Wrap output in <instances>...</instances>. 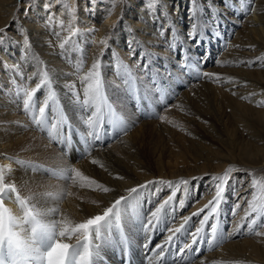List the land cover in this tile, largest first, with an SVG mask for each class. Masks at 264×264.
Listing matches in <instances>:
<instances>
[{"label": "bare ground", "instance_id": "obj_1", "mask_svg": "<svg viewBox=\"0 0 264 264\" xmlns=\"http://www.w3.org/2000/svg\"><path fill=\"white\" fill-rule=\"evenodd\" d=\"M56 1L50 0V3ZM91 1L84 0L82 6L78 2V9L85 17L90 15L95 20L103 10L96 6L95 1ZM39 2L42 1L37 0L33 10L43 7ZM19 5L20 0H0V28L5 25L15 29L8 32L7 39L1 44L0 56L10 60L18 45H23L27 58L24 63L20 61L27 65L24 72L32 79L30 89L44 79L48 81L36 92L37 108L48 105L50 113L56 110L60 112L59 115L63 113L65 120H70L67 126L73 125L81 134L86 132L90 127L87 120L94 108L88 106L85 110L83 105L84 88L88 83L83 78L95 60L100 59L104 90L101 104L109 103L133 125V129L104 148H90L89 156L85 159L69 161L56 145L50 144L47 138L29 126L21 109L17 111L11 104L0 101V169L3 170L5 184L14 185V191L5 193V206L20 219L22 212L28 208L34 212L57 208L59 211L45 217V221L65 218L72 225L101 214L119 195H127V189L131 187L161 179L178 184L181 179H186L189 184L179 185L178 189H169L167 185H148L136 199H129L121 206L123 220L130 221V216H138L142 222L167 199L170 192L176 191L172 204L166 205L161 213L163 222L158 228L161 229L162 225L167 228L173 223L178 227L183 216L191 215L213 200L215 192L210 187L213 181L208 177L222 176L232 168L231 177L241 178L237 182L239 187L237 185L238 189L235 190V185L229 186L218 213L209 216L204 225L203 240L198 243L206 249L205 254L192 264H200L201 260L204 264H213L214 261L217 264H264V235H255L256 232H264V225L252 224L260 216L264 219L263 202L254 207L255 212L252 211L253 201L264 198V0H111L106 7L102 6L108 13L106 17L109 22H100L98 26L101 40L111 36L109 45L105 48L97 44L90 48L83 68V59H78L80 56L72 54L76 57V61H73L69 52L71 47H67L69 51L56 55L48 45L47 38L57 40L59 34L46 22L48 14L42 16L40 22L44 23L40 26L30 21L27 15L22 19V24L13 26L10 20L17 18ZM193 22L197 38L201 40L199 47L188 36ZM25 37L29 39L27 45L24 44ZM129 41L132 53L137 54L134 59L140 62L139 72L134 71L135 65L126 56L124 46ZM56 42L62 44L59 39ZM173 43L176 44L175 48L172 47ZM127 46V50H130ZM72 50H75L74 47ZM141 52L144 53L143 58ZM181 52L183 59L179 57ZM202 58L213 62L204 70L217 74L219 80L203 77L180 90V84L187 81L181 71L183 61L189 59L191 65L200 67ZM66 64L76 67L80 74H76L77 80L67 70ZM165 68L171 72L165 74ZM130 70L132 74H129ZM149 71L179 94L171 107L164 110L167 119L162 122L144 120L137 124L125 90L129 85L138 84L141 92L150 96L151 80H144ZM145 72L147 75L143 76ZM113 108L107 110L115 111ZM172 127L183 129L184 134H170L165 139L167 135L164 137L163 133ZM159 144L171 150H160L164 148L158 149ZM174 148L187 149L185 154L176 152L183 158L184 169L177 168L180 161L167 165L161 160L175 154ZM148 156L155 158L156 163H151L153 161ZM92 160L99 163L93 164ZM69 168L81 170L85 176L111 191L105 193L96 185L81 187V184L88 185L89 181L80 178L73 183L67 172ZM118 176L123 179H118ZM69 191L71 195L67 194ZM199 197L200 202L197 201ZM22 199L28 208L21 205ZM181 200L185 206L179 209L177 205ZM232 202L234 206L239 204V208L231 210ZM190 203L195 205L188 207ZM208 212L209 209H205L200 216L192 217L186 226L187 231L198 227L201 218ZM229 216L233 218L227 222ZM224 217L227 218L223 220ZM116 221L115 218L112 220L107 231L111 238L117 235ZM237 225H242L238 232ZM213 227H216L218 237L229 233L231 236L219 246L209 249L208 243H216L212 239ZM93 237L96 239L95 234ZM75 240L76 236H73L61 242L72 244ZM100 240L103 244L101 257H108L109 247L115 245L117 240H109L105 234ZM93 245L95 249L96 240H93ZM95 263L101 264L100 259Z\"/></svg>", "mask_w": 264, "mask_h": 264}, {"label": "snow or ice", "instance_id": "obj_2", "mask_svg": "<svg viewBox=\"0 0 264 264\" xmlns=\"http://www.w3.org/2000/svg\"><path fill=\"white\" fill-rule=\"evenodd\" d=\"M51 7L52 4L49 3H45L44 5L45 10H48ZM189 11L191 13L192 9L190 8ZM55 15V13L49 12V18H52ZM190 19H192L191 16ZM6 31V28H0V43L4 41L5 37L3 34L6 33ZM161 35H163V32H161ZM216 35L218 36L219 33H216ZM188 36L189 39H194L196 41L195 46L199 47L201 40L197 38V34L194 30V22L192 29L188 32ZM128 43L131 49V42L129 41ZM24 44H29V39L27 37L24 38ZM99 44L104 45L106 48L109 45V40L107 38L102 39L99 41ZM60 46L61 48L64 47L63 44ZM172 47L175 48L176 44L173 43ZM181 51H183V49H181ZM101 54H103V49L101 50ZM143 56L144 53L141 52V58H143ZM200 62H204L203 58ZM0 63L4 62L0 61ZM101 67V60L96 59L87 76L83 78L85 81H88L87 86L84 88L83 105L85 106V110H87L88 106L94 108V111L91 112V115L87 120L88 125H93L94 123L102 125L104 121L100 108V104L104 100ZM145 68H147V64H145ZM45 76H47V73H45ZM202 76L207 77L210 80H219V76L213 73L204 72L202 73ZM45 83H48L46 79L42 80L40 84H37L35 88L25 91V98L23 99L22 105L25 112L29 110L35 92L40 90L42 84ZM78 99L79 97L77 96V100ZM45 107L39 108L41 116L45 113ZM159 118L161 120L167 119L165 116H160ZM37 123H39V121H37ZM108 123L110 127L117 132H126L128 130L124 121L119 117H115L114 114H109ZM92 135V132L88 133V136ZM96 138L99 139V136L97 135ZM91 162L93 164L99 163L97 160H92ZM100 166L103 167L102 164ZM67 172L69 173V179H71L73 183H76V178L89 181L88 185L81 184V187H91L92 185H96L98 189H101L105 193L111 191L108 187L85 176L81 170L77 168H69ZM232 172L233 169L229 168L222 176L208 177L213 181L212 185H210V187L214 188L215 192L213 200L210 201L209 204L204 205L203 208L193 212L191 215L183 216L181 218L182 222L178 227L175 226L174 223L167 227L165 229L167 235L164 242L158 244L155 249H152L149 255L163 257L165 253L168 252L169 245L174 244L175 241L179 239L178 234H186L189 238L188 242L181 245L178 254L183 255L186 250L192 252L194 246H198L199 241L203 240V229L209 216L218 213L221 203L225 198L224 194L226 192V185L231 178ZM117 178L123 179V177L119 176ZM193 179L196 178L194 177ZM4 181V173L3 170L0 169V264H94V262L98 261L101 257L102 245L97 244L94 249L93 235L95 234L96 239L99 240L102 235L109 230L112 220L114 218L116 220L120 219L122 204H126L129 199H136L141 190L147 188L148 185H167L169 189H178L179 185L189 184V181L186 179H181L178 184H173L171 181L162 179L148 181L145 184H140L136 187L127 189V195H119L118 198L114 199V202H112L110 206L102 210L101 214L94 215L83 222L70 225L65 218L45 221V217L55 215L59 211L57 208H51L39 212H34L31 208H28L24 212L23 219L18 218L13 214L11 209L5 206L4 200L6 191H14V185H7ZM156 191H159V189ZM67 194L71 195L72 193L69 191ZM134 194H136V196H134ZM176 194V191L170 192L167 199H165L163 203H160L159 206L156 207L154 211H151L150 215L145 217L140 223V229L144 233L147 241L143 247H148V242L151 240V233L159 230L158 225L163 222L161 213L166 205L172 204ZM153 195H155V192ZM20 203L23 206L26 202L21 201ZM184 206V201L181 200L177 205V208L182 209ZM234 207L239 208V204H236ZM205 209H209V212L201 218L199 226L193 231H187L186 226L189 225L192 217L200 216L202 212H205ZM252 211L255 212L256 209L253 207ZM255 223L256 221L253 220L252 224ZM29 224L30 227H25V225ZM241 226L242 225H237V232ZM211 231L212 239L216 243L215 245L213 243H208L209 249L214 246H219L223 240H226L231 236V233H229L223 237H218L216 227H213ZM255 235L261 236L264 235V232H256ZM73 236H76L75 244L61 242L62 239H71ZM128 256H130V251L124 249L121 258L127 259ZM128 264H131L130 260H128ZM148 264H153V261L148 260ZM161 264H166V261L162 260ZM200 264H204L203 260L200 261ZM213 264H217V262L214 261Z\"/></svg>", "mask_w": 264, "mask_h": 264}, {"label": "rangeland", "instance_id": "obj_3", "mask_svg": "<svg viewBox=\"0 0 264 264\" xmlns=\"http://www.w3.org/2000/svg\"><path fill=\"white\" fill-rule=\"evenodd\" d=\"M39 1H42V2H39V3H41V7L42 8H37V9H35V10H33L34 8H33V5L37 2V0H20V4L21 5H19L18 6V11H17V13H16V15H17V18H14V19H12V20H10V22H11V24L13 25V26H19L20 24H22V19H24V18H26V15H27V18H30V21H32L34 24H36V25H38V26H40V25H42L44 22H40L41 21V19H42V16L43 15H45V14H48V19H46V22H48L50 25H52V28H56L57 29V33H59L58 34V36L56 37L57 38V40L59 39L60 40V42H62V44L64 45V44H66V45H68V46H66L65 47V45H64V47L63 48H61V43H59V42H56L57 40L55 39V38H47L48 39V45L53 49V51H54V54H56V55H59V53H62L61 51H65L66 52V50H67V47L68 48H70L71 47V49H70V51L69 50H67V51H69L70 52V54H71V56H72V54H77L78 56H80L78 59L79 60H81L82 61V59H83V62H81V67L83 68V67H85V65H86V55L88 56L89 54V52L88 51H90V48H92L93 46H95V45H97V44H99V41L101 40V35H99V31H100V28L98 27L99 26V24H100V22H105V21H108L109 22V18L107 19V14H106V12L104 11V9H103V7L102 6H104L105 5V7L107 6V3H110V1L111 0H93V1H95V4H96V6L97 7H101L102 8V13L98 16V18H96L95 20H93L91 17H90V15H88L89 16V18H88V16H84L83 14H81L82 12L81 11H79V9H78V2H79V5L80 6H82V4H83V1L84 0H79L78 2H74V0H58V1H56V3H57V5H56V3H54V4H52L53 5V7L52 8H50V9H48V10H46L45 11V8H44V5H45V3H49V4H51L50 3V0H39ZM87 1V0H86ZM93 1H91V2H93ZM103 1V2H102ZM101 2V3H100ZM58 6V7H57ZM73 6H74V8H73ZM76 6V7H75ZM115 6V5H114ZM60 8V9H59ZM92 8V7H91ZM33 10V11H32ZM40 10V11H39ZM42 10V11H41ZM35 11H39V12H35ZM48 11V12H47ZM80 13H79V12ZM34 12V13H33ZM49 12H52V13H55L56 15L54 16V17H52V18H49ZM89 12V11H88ZM88 12H87V14H88ZM32 13V14H31ZM61 14V15H60ZM66 14V15H65ZM24 15V16H23ZM35 15H37V16H35ZM103 15V16H102ZM60 16V17H59ZM63 16V17H62ZM101 16V17H100ZM111 16V15H110ZM34 17V18H33ZM36 17V18H35ZM69 17V18H68ZM40 18V19H39ZM84 18V19H83ZM91 18V19H90ZM101 18V19H100ZM104 19V20H103ZM57 20V21H56ZM35 21V22H34ZM80 21V22H79ZM89 21H90V23H89ZM57 22V23H56ZM86 22V23H85ZM92 22H94V23H92ZM59 23V24H58ZM112 24V23H111ZM69 25V26H68ZM96 27H95V26ZM1 28H6L7 29V31H6V33H4L3 35H4V37H5V39H4V41L7 39V36H8V32L9 31H15V29L13 28V27H5V25L3 26V27H1ZM59 28H61L60 29V31H59ZM70 29V30H69ZM66 30H68V31H66ZM99 30V31H98ZM69 33V35H68V33ZM62 33V34H61ZM90 33V35H88ZM96 33H98V34H96ZM63 35V36H62ZM63 38H62V37ZM66 36V37H65ZM86 37V38H85ZM98 37V38H97ZM107 39H110L111 38V36H105ZM104 37V38H105ZM65 38V39H64ZM68 38V39H67ZM70 40V41H69ZM75 40V41H74ZM3 41V42H4ZM2 42V43H3ZM2 43H0V47H1V44ZM125 43V42H124ZM73 44V45H72ZM18 45V44H17ZM74 47V49L75 50H72V46ZM76 45V46H75ZM126 45V44H125ZM127 45H129V44H127ZM124 46L125 48V52H126V56H127V58H128V60L130 61V63H133L134 65H135V69H137V66H138V64H139V61L136 59H134L135 58V56H137V54H134V53H132V49H130V50H127V48H128V46ZM78 47V48H77ZM19 49V50H18ZM18 49H16L13 53H12V55H11V58H10V60H7V59H5V58H2L1 56H0V61H2V62H4V63H0V68L2 69V70H0V83L2 84V83H4L3 85H1L0 84V101L2 102V103H6V104H11V106H13L14 108L13 109H17V111L18 110H22V112H21V114H23L27 119H30V120H32L33 122L35 121V119L33 118V116H31L30 118H28L25 114L27 113V112H24V110H23V107H22V105H23V99L25 98V96H24V93H25V91L26 90H29L30 89V87L32 88V86H33V84H31L32 83V79L31 78H29V77H27V76H25L26 74H25V72L24 71H26L25 70V67L27 68V65H26V63L25 64H23L24 63V60L27 58V53L25 52V49L23 48V45L22 44H19L18 45ZM55 49V50H54ZM77 49H78V51H77ZM80 50V51H79ZM19 51V52H18ZM23 52V53H22ZM79 54H78V53ZM81 52V53H80ZM83 52H84V54H83ZM129 53H130V55H129ZM16 54V55H15ZM81 54V55H80ZM18 55V56H17ZM82 56H83V58H82ZM130 56V57H129ZM13 57V58H12ZM19 58H21V59H19ZM72 58L74 59H72L74 62L76 61V57H73L72 56ZM15 59H17V60H15ZM19 59V60H18ZM23 62V63H21V61ZM133 60V61H132ZM18 61V62H17ZM20 61V62H19ZM6 62H8V63H6ZM122 65H124L123 63H121ZM5 65V66H4ZM19 65V66H18ZM67 65V67H68V71L71 73V74H73L74 76H75V79L77 80V77L80 75L79 74V72H78V70L76 69V67L74 66V65H72V66H74V68L70 65V64H66ZM70 65V66H69ZM137 65V66H136ZM4 66V67H3ZM9 66V67H8ZM25 66V67H24ZM121 66V65H120ZM22 67V68H21ZM70 67H72V68H70ZM5 68V69H4ZM8 68V69H7ZM14 68H16V69H14ZM44 68H45V66H44ZM70 68V69H69ZM11 69H13V70H11ZM24 69V70H23ZM74 69H76V71H74ZM140 69V68H139ZM12 71H14V72H12ZM19 71V72H18ZM8 72V73H7ZM11 72V73H10ZM74 72V73H73ZM7 73V74H6ZM14 73H16L15 75H14ZM5 74V75H4ZM17 74H19V75H17ZM47 74H48V72H47ZM78 76H77V75ZM4 75V76H3ZM13 75V76H12ZM5 77V78H4ZM9 77V78H8ZM129 77L131 78V76L129 75ZM9 80H8V79ZM18 78H20V79H18ZM21 78H23V79H21ZM72 78V77H71ZM4 79H5V81H4ZM27 79V80H26ZM26 80V81H25ZM21 82V83H20ZM26 84H25V83ZM74 83V80H73V78H72V81H71V84H73ZM21 84V85H20ZM138 85V84H137ZM22 87V88H21ZM76 87V86H75ZM76 88H79L78 86L76 87ZM3 95H2V94ZM18 93V94H17ZM1 95H2V97H1ZM37 95V93L35 92V94H34V98H33V101H32V103L30 104V108H29V110L28 111H30L31 112V115H34L35 117L38 115V113H39V110H38V108H37V105H38V102H37V99H36V96ZM7 98V99H6ZM4 101V102H3ZM9 102V103H8ZM34 102H35V104H34ZM45 107V106H44ZM246 113H248L247 111H246ZM50 111H49V106L48 105H46V107H45V113H44V115H43V117H47V116H50ZM165 115V114H164ZM165 117H166V115H165ZM157 122H162L163 120H161V119H157L156 120ZM180 127V126H179ZM179 127H172V128H169L168 129V132L166 131L165 133H163V135H164V137H165V135H167L166 137H165V139H168L169 138V136H170V134H172V136L175 134V133H180V134H184V131H183V129H180ZM171 129H173V131L171 132ZM179 131H178V130ZM36 131V130H35ZM170 131V132H169ZM38 132V131H37ZM168 141V140H167ZM173 143V142H172ZM165 146H167V145H165ZM159 148H164L163 147V145L161 146L160 144H159V146H158V149ZM178 148H180V147H178ZM160 150H165V151H170L171 150V148L170 147H166V148H164V149H160ZM175 152H173V153H175V154H172V156L171 157H167V156H165L163 159H161L163 162H165L167 165L168 164H177V161L179 162L180 161V164H178V166H177V168H181V169H184L185 168V166L186 165H182V160H183V158H180L178 155H177V153L178 152H183L184 154L187 152V149H183V151L182 150H178L177 148H174L173 149ZM186 150V151H185ZM177 152V153H176ZM191 154V153H190ZM187 155V154H186ZM177 157H179L180 159H178ZM148 158H150L149 156H148ZM170 159V160H169ZM150 160L151 161H153V162H151V163H156V159L155 158H150ZM169 162H171V163H169ZM200 163V162H199ZM188 166H191V164H188ZM60 175V174H59ZM59 177H61V175L59 176ZM63 178V177H62ZM241 178H239L238 179V177H231L229 180H228V182H227V185H226V190L228 189V187L230 186L231 187V185L232 186H236V189L235 190H237L238 188H237V185H238V187H239V180H240ZM59 180H63V179H61V178H59ZM238 182V183H237ZM21 193H19V195H20ZM21 196V195H20ZM23 200V199H22ZM24 201V200H23ZM236 201H237V199H236ZM254 203V205L252 206V207H255L256 205H259L261 202H263L264 203V198L262 199V200H258V201H253ZM256 202V203H255ZM27 203H25L24 204V206H25V208H28L27 206L28 205H26ZM234 202H232L231 203V205H233V207H234ZM232 208V207H231ZM261 218H259V219H256L255 221H256V223H257V225H259V226H263L264 225V223H263V221H264V219H263V217L262 216H260ZM261 219V220H260ZM262 221V222H261ZM259 222V223H258ZM262 223V224H261ZM261 224V225H260Z\"/></svg>", "mask_w": 264, "mask_h": 264}]
</instances>
